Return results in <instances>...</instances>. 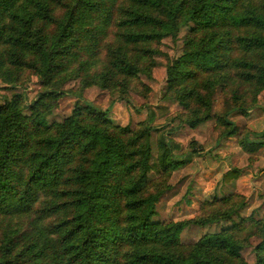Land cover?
Segmentation results:
<instances>
[{"label": "trees", "instance_id": "1", "mask_svg": "<svg viewBox=\"0 0 264 264\" xmlns=\"http://www.w3.org/2000/svg\"><path fill=\"white\" fill-rule=\"evenodd\" d=\"M183 27L184 51L167 81L192 127L210 118L213 90L235 75L264 90V0H0V78L18 87L29 70L43 87L30 114L22 94L0 95V264H249L242 252L251 235L261 238L254 264H264V220H235L244 200L154 222L165 189L150 190V173L169 175L185 161L170 141L154 159L152 126L131 131L109 118L117 102L133 103V81L150 76L157 45ZM104 42L106 60L92 70ZM77 77L115 97L102 109L77 93L72 113L50 124L58 98L73 94L64 84ZM240 107L220 117L224 135L236 132L228 116ZM243 141L252 151L264 146V136ZM219 221L233 226L182 242L186 228Z\"/></svg>", "mask_w": 264, "mask_h": 264}, {"label": "rangeland", "instance_id": "2", "mask_svg": "<svg viewBox=\"0 0 264 264\" xmlns=\"http://www.w3.org/2000/svg\"><path fill=\"white\" fill-rule=\"evenodd\" d=\"M189 29L183 27L177 37L165 38L157 45L159 53L154 55L156 62L151 68L150 76L141 73L129 91L133 103L123 100L117 102L109 115L115 125L128 126L131 131H140L146 125L152 126L150 144L154 159L160 153V141H170L173 152L185 163L169 175L150 173L154 185L161 184L164 194L157 203L154 222L169 223L185 221L203 214H208L221 205V200L234 197L238 202L244 200L245 207L239 210L241 218L254 214V219L264 220V146L252 151L244 146V138L250 139L264 136V90L258 91L249 82H244L235 75L232 85H218L212 92V109L209 119L192 127L187 119L190 112L186 111L168 92V67L174 59L182 55L184 42ZM108 42L114 43V35ZM99 53L98 63L93 69L101 67L107 56L106 43ZM237 55V52L235 53ZM256 58L254 55H248ZM207 79L201 75V80ZM38 75L29 70L22 72L18 87H12L0 78V95L8 98L16 93L23 95L25 113L30 114L29 105L37 99L42 90ZM64 89H71L73 94L58 98L48 116V122L60 123L67 118L78 100L76 94L93 104L106 109L115 94L110 89L97 85L84 86L82 78L68 80ZM202 93L207 94L203 89ZM241 105L242 109L231 111L229 121L236 126V132L224 135L228 125L221 121V116L232 106ZM137 107V108H136ZM139 107H142L140 110ZM240 107V108H241ZM235 172L236 175H228ZM26 220V219H25ZM233 226L231 221H219L206 226L192 225L181 233L185 245H191L205 234L220 232ZM3 222L0 220V234ZM242 237L244 232H240ZM249 246L242 252L243 258L255 263L254 247L261 241L259 236L248 238Z\"/></svg>", "mask_w": 264, "mask_h": 264}]
</instances>
